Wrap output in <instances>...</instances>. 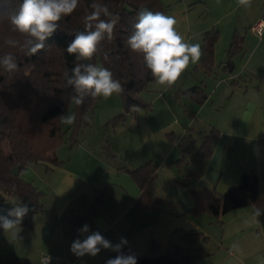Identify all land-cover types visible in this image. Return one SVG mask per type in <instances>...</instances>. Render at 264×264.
<instances>
[{"label":"crops","instance_id":"obj_1","mask_svg":"<svg viewBox=\"0 0 264 264\" xmlns=\"http://www.w3.org/2000/svg\"><path fill=\"white\" fill-rule=\"evenodd\" d=\"M161 1L168 6L165 15L171 11L176 18L179 13L183 19L186 15L181 34L186 41L201 44L200 34L217 30L212 64L206 67L201 59L190 64L171 87L155 80L148 83L143 91L156 96L153 101L144 99L147 110L141 108L124 118L132 119L133 132L120 131L123 145L115 153L121 162L100 154L98 141L96 146L76 145L65 149L62 157H53L61 163L46 160L27 166L36 167V175H45L38 184L43 210L36 214L31 231L39 237V255L49 254L50 263L53 259L57 264H97L111 259L117 251L101 249L95 257H77L70 250L75 239L98 231L113 245L126 239L121 247L127 246L134 256L149 253L151 242L165 251L182 243L184 233L200 232L205 239L197 245L206 255L196 264H264V31L259 35L250 30L257 20H264V1L246 6L243 26L228 18L220 30L206 23L194 32L187 18L193 0ZM232 41L237 52L229 56ZM194 86L207 94L201 103L183 93ZM154 104L159 113L150 116L147 111ZM107 106L90 114L100 126L123 113L119 105ZM212 131L210 153L197 157L202 136ZM188 136L193 140L190 145ZM182 156L184 160L179 161ZM148 161L155 165V176L142 196L129 170ZM251 170L258 176V193L251 204L218 216L193 212V191L209 189L221 197ZM189 172L197 175L184 183L182 176ZM154 201L158 203L150 207ZM256 209L261 212L258 217ZM91 210L92 216L85 218ZM85 224L89 233L82 235L79 230Z\"/></svg>","mask_w":264,"mask_h":264},{"label":"trees","instance_id":"obj_2","mask_svg":"<svg viewBox=\"0 0 264 264\" xmlns=\"http://www.w3.org/2000/svg\"><path fill=\"white\" fill-rule=\"evenodd\" d=\"M23 0H0V56L12 53L16 57L18 69L6 72L0 67V217L15 220L10 213L16 207L27 206L29 211L20 221L19 226L31 229L35 224V216L43 210L41 197L43 192L31 181L22 177V171L32 163L51 160L52 163H61L57 158L47 155L65 142L69 132L71 142L80 129L86 116L91 113L96 104V98L85 97L80 105L75 103V90L67 85L65 73L71 75V69L76 63L95 64L108 68L113 78L118 80L124 88L119 94L123 104V113L115 117L122 121L128 114L136 112L149 105L141 100V92L148 83L153 81L150 71L146 68L143 56L133 52L128 38L135 31L138 14L142 10L163 12L166 14L168 6L161 0H79L76 10L58 21L57 30L44 41V49L34 56H28L21 50L19 44L10 46L7 40L23 42L25 39L20 33L13 30L10 16L17 13ZM99 3L107 6L109 11L119 17L114 29L112 40L105 39L98 52L91 60H77L76 56L68 55L67 44L78 31L84 32V17L93 9L91 5ZM108 19V17H102ZM217 30L204 31L201 49L203 55L201 64L210 67L212 64L213 44ZM235 42L232 41L229 56L237 52ZM105 55L108 59L105 60ZM228 56V57H229ZM227 64L230 61L226 62ZM191 98L201 103L206 93L200 86L186 89ZM72 107L75 122L67 128L60 117L68 108ZM200 147L196 151L197 157H206L210 153V143L215 137L214 131L202 136ZM187 144L193 142L186 137ZM187 147H184L185 151ZM182 156L179 161H183ZM17 169V170H15ZM130 175L141 188L142 196L151 186L155 176V165L150 161L141 166L130 169ZM197 174L189 172L182 177L184 183ZM258 176L254 170L244 172L238 184L226 188L221 197L213 190L203 189L193 191L195 197L194 213L206 212L218 216L230 210L251 204L258 193ZM158 201L150 204L155 207ZM91 210L85 218H90ZM2 227H0L1 231ZM182 243L173 244L167 250L160 251L158 244L150 243V252L135 256L137 264H196L203 257L198 242L205 239L200 232H186ZM132 255L127 246H122L117 255ZM108 259H102L97 264H106ZM0 264H30L27 258H13L3 260Z\"/></svg>","mask_w":264,"mask_h":264},{"label":"clouds","instance_id":"obj_3","mask_svg":"<svg viewBox=\"0 0 264 264\" xmlns=\"http://www.w3.org/2000/svg\"><path fill=\"white\" fill-rule=\"evenodd\" d=\"M79 0H23L17 13L10 16V24L14 31L20 33L25 39L22 43L9 39L10 46L19 44L21 50L28 56H34L44 49V41L50 37L58 27V21L71 15L78 7ZM241 6H250L251 0H238ZM93 11L85 15L84 32H76L74 38L67 44L68 55L76 56L77 60H91L98 52L101 43L112 40L114 29L119 20L107 6L99 3L91 5ZM102 17H108L104 19ZM177 20L174 16L165 15L163 12L142 10L138 14L134 33L128 38L127 43L133 52L143 56L146 68L150 71L155 82L164 87H171L188 69L190 64L198 63L203 55L200 44L190 43L176 29ZM108 57L105 55V60ZM0 67L6 72L18 69L16 57L12 53L0 56ZM66 83L75 90V103L80 105L85 97L110 98L113 94L124 91L121 83L113 78V73L106 67L95 64L76 63L71 69V75L65 73ZM65 125H72L75 116L60 117ZM27 206L16 207L10 213L15 220L0 217V227L5 233L14 237L18 234V227L22 218L27 214ZM255 215H261L259 209ZM80 234L89 233V225L85 224ZM126 239L121 244H126ZM121 244L113 245L98 231L85 236L84 239H75L70 250L77 257L85 255L95 257L101 249L120 251ZM237 246L233 245L235 249ZM44 264H50V257H46ZM106 264H137L134 255H117L108 259Z\"/></svg>","mask_w":264,"mask_h":264},{"label":"rangeland","instance_id":"obj_4","mask_svg":"<svg viewBox=\"0 0 264 264\" xmlns=\"http://www.w3.org/2000/svg\"><path fill=\"white\" fill-rule=\"evenodd\" d=\"M193 1L194 2L192 3V6H189L190 9L187 11V18H189L188 20L190 21L191 31L193 30L192 32H194L196 28L197 29L202 28L203 25H205L206 23L207 25H213L214 28L220 30L221 23L225 22L228 18L238 21L240 23L238 26L240 25L243 26V21L241 19L246 17L245 15L246 6H241L238 3V0H193ZM255 1L256 0H251V3ZM257 1L262 2L264 0H257ZM169 14L175 17L173 11H171ZM184 19H186V15H184ZM184 19L180 13L176 18L177 20L176 29L179 31L180 34L185 33V26H183ZM202 34H200L201 37H203ZM97 65L100 66L99 63ZM197 77H199V75H197ZM140 95L142 98L141 100L143 101L144 99L153 101L152 98L156 96L155 92L148 90L142 91ZM95 102L96 104L93 112H96L97 108L102 110L104 106L106 107L109 104L119 105L121 109H123V104L119 94H113L108 99L98 97ZM152 106H153V110L147 111V113L149 114L151 113L150 116H152L153 113H159L158 106H156V104ZM143 110H147V108L144 107ZM66 115H73L72 107L68 108V110L65 112L63 116ZM87 116H89V114ZM87 116L83 124L81 125L80 129L75 134L73 141L71 142L68 132L66 134L65 142L60 144L54 151L48 153L47 156L50 159L53 157H59V156L62 157L64 154H66V150H71V148H74L76 145H83L88 147L96 146V143L99 141L98 144L101 146L100 154H102L108 160L111 161L116 160L117 163H119V161L121 162L122 161V159L120 158L121 156L115 153V149L120 150V148L123 145V134L120 133L121 130L130 133L133 132L132 129L130 128V124L133 123L132 119L128 117L127 119H124V121L123 120L118 121L115 120V118H113L112 120L110 119L109 122H107L104 126H100L99 122L97 120H94L95 118L93 117V115H92V119L87 118ZM67 126L68 125L64 124V127L67 128ZM116 131L118 132L115 133ZM112 141H115V143H113V147H111ZM124 163H125V159H124ZM26 168L23 169L22 171V177H26L28 181L32 180L31 182L33 183V185H35L40 190L41 188L38 184H40L41 181L39 180L45 177V175L43 174L36 175L34 171L35 170L34 168L36 167L33 168V166H29ZM34 226L31 229L19 226L18 234L15 237L11 233H5L2 228L0 231V243H2L0 247V254L4 256L7 255L13 256L15 258L27 257L29 259L28 261H30V264H40L41 256L39 255V253L41 252V248L38 247L40 244L39 237L37 236V234L36 236L34 235L35 234L34 231H31V230H35ZM50 264H57V263L56 261L51 259Z\"/></svg>","mask_w":264,"mask_h":264},{"label":"built area","instance_id":"obj_5","mask_svg":"<svg viewBox=\"0 0 264 264\" xmlns=\"http://www.w3.org/2000/svg\"><path fill=\"white\" fill-rule=\"evenodd\" d=\"M262 29H264V20H262V19L257 20V21H256L253 25H251V27H250V30H251L252 32H255V33L259 34V35H261L262 31H264V30H262ZM48 256H49V254H44V255H42V256H41V259H40V264H44V260H45V258L48 257ZM49 257H50V256H49Z\"/></svg>","mask_w":264,"mask_h":264}]
</instances>
